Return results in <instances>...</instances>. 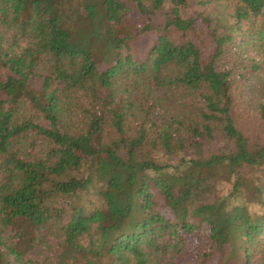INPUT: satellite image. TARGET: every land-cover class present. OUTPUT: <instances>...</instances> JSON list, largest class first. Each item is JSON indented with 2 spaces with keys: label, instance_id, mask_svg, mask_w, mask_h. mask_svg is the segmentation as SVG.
<instances>
[{
  "label": "trees",
  "instance_id": "trees-1",
  "mask_svg": "<svg viewBox=\"0 0 264 264\" xmlns=\"http://www.w3.org/2000/svg\"><path fill=\"white\" fill-rule=\"evenodd\" d=\"M263 155L264 0H0V264H264Z\"/></svg>",
  "mask_w": 264,
  "mask_h": 264
},
{
  "label": "rangeland",
  "instance_id": "rangeland-1",
  "mask_svg": "<svg viewBox=\"0 0 264 264\" xmlns=\"http://www.w3.org/2000/svg\"><path fill=\"white\" fill-rule=\"evenodd\" d=\"M136 45L137 44L133 45L134 55L135 56L137 55L138 57H143L145 55V52H141L138 50L136 54ZM112 56H113V52L111 53V58H109L108 56L100 57L101 59L98 62L99 68L102 69L110 65L112 63ZM197 157L202 161H207L208 164L203 167L192 166L191 168L182 170V172L187 174L196 172L200 174L202 177L215 182L217 184L218 189L223 194H226L231 187L230 180H228V176L230 175V170L228 166L222 162L211 160L210 155L198 153ZM263 165H264V155L260 159V166ZM190 252H191L190 249L185 250L178 257L177 259L178 262L180 264H187L191 258Z\"/></svg>",
  "mask_w": 264,
  "mask_h": 264
}]
</instances>
